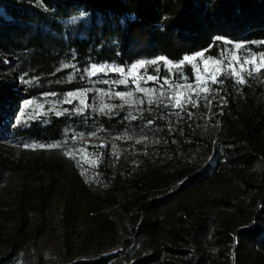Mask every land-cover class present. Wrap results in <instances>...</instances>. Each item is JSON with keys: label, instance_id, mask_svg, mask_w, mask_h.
<instances>
[{"label": "trees", "instance_id": "trees-1", "mask_svg": "<svg viewBox=\"0 0 264 264\" xmlns=\"http://www.w3.org/2000/svg\"><path fill=\"white\" fill-rule=\"evenodd\" d=\"M233 44L264 55V0H0V141L7 142L0 144V187L14 170L61 173L75 161L95 169L113 190L122 176H139V191L117 202L128 214L136 208L128 216L129 237L121 240L118 220L96 202L88 201V227L70 207L60 225L57 264L121 258L124 264H264V116L257 111L259 120L246 132H231L230 140H200L186 108L161 99L168 93L160 92L163 79L145 84L151 99L124 74L88 75L92 65L126 71L143 61L145 77L172 75L170 84H192L190 63L167 62L199 52L216 58ZM124 79L129 82H119ZM82 90L87 107L77 112L80 103L65 100ZM120 92L131 95L122 99ZM105 105L111 107L101 111ZM184 139L202 142L203 164L152 176L148 151L170 152V168L194 146ZM18 146L37 157L15 158ZM112 147L120 153L114 168ZM148 175L142 189L138 183ZM164 179L161 192L151 195L149 188ZM142 238L147 250L131 257L128 245ZM25 244L13 238L0 264H13Z\"/></svg>", "mask_w": 264, "mask_h": 264}, {"label": "rangeland", "instance_id": "rangeland-1", "mask_svg": "<svg viewBox=\"0 0 264 264\" xmlns=\"http://www.w3.org/2000/svg\"><path fill=\"white\" fill-rule=\"evenodd\" d=\"M235 45L233 44L222 51L223 57L221 53L218 57L211 58L203 52H199L203 53L202 57L196 53L185 57L179 63L167 62L169 66H177L188 62L186 60L188 57H196V59L188 62L192 65L195 73L194 83L162 85L160 92L168 90L166 96L162 95L163 98H161L167 106L176 107L175 99L170 100V97L179 96L181 98L184 105L182 108H186L189 116L195 120L193 131L200 140L201 138L211 141L230 140L234 137L231 132H246L259 120L257 111L264 116V55L261 53L252 54L243 47L237 49ZM233 56L240 57L239 62L233 66L240 73L242 81L237 76L232 75L228 69V60ZM208 59L221 61L219 65L221 71L216 73L217 82L215 83H212L204 72L202 61ZM253 59L254 64L244 63V60ZM4 60L5 63H9L6 57ZM141 62L143 61L132 64L124 73V76L136 88L137 85L132 82L129 76V70ZM241 65L244 69L242 72ZM101 66L111 68V66ZM140 69L141 67H137L135 72L139 87L147 90L145 91L146 96L152 99L154 93L145 86L147 77L143 76ZM186 85H190V87ZM17 87L19 92L24 94V87L20 80L17 81ZM204 89L207 91L205 92ZM73 93H84L73 101L80 103V99L85 100L84 90ZM188 100L195 101V106L192 103H187ZM18 102L25 104L22 98ZM224 117L229 119L228 124L223 123ZM200 140L184 139L185 144L193 143L194 146L190 145L187 152H182L184 159L181 160V163L173 162L170 168L165 167V161L166 158H169L167 156L171 155L170 152L157 149L148 151L151 156L150 172L153 174L152 176H165L180 168L189 170L203 164L205 154ZM0 144H7V142L0 141ZM16 150L13 155L17 159L30 160L37 157L35 154H29L27 149L23 147L18 146ZM119 154L117 148H111L108 158L110 167L114 168ZM149 175L141 177L138 186L142 185V189L149 186L152 178ZM138 177L134 173L122 176L117 185V190H113L108 188L95 169L81 161L66 163L61 173L55 172L53 174L48 169L38 171L31 167L10 172L7 181L0 187V253L6 249L13 238L25 239L26 244L17 254L13 264H57L62 217L65 211L71 207L78 223L83 227L90 226L87 211L88 201L96 202L97 205L118 220L121 240H126L130 235L128 216L134 213L136 208L128 214L124 207L117 202L139 191L138 188L134 187V180ZM166 178L168 180H161L154 187L149 188V193L153 195L161 192L162 182L165 180L171 182L170 177L167 176ZM45 195H48V200L46 203L44 202L45 209L42 213L40 208ZM191 198L189 197V199ZM128 246L131 247V257L145 252L148 248L145 238L132 240ZM121 248L118 245L111 249V252H116ZM114 264H124V261L121 258Z\"/></svg>", "mask_w": 264, "mask_h": 264}, {"label": "snow or ice", "instance_id": "snow-or-ice-1", "mask_svg": "<svg viewBox=\"0 0 264 264\" xmlns=\"http://www.w3.org/2000/svg\"><path fill=\"white\" fill-rule=\"evenodd\" d=\"M72 19L75 20L76 18L73 17ZM225 43H227V42H225ZM235 47L237 49H239L241 47V45L236 44ZM198 55L202 57L203 53H199ZM221 56L223 57L224 53H221ZM194 59H196V57H188V58H186V60L188 62H191ZM239 60H240L239 56L231 57L228 60V69H229V71H230V73L232 75L237 76L238 79L240 81H242V77L240 76V73L237 72L235 67L233 66L234 64L239 62ZM150 63L155 65L156 63H158V61H151ZM202 63L204 65V72L207 74V76L211 80V82L212 83L217 82L216 73L221 71V69L219 67V65L221 64V61L220 60L212 61L211 59H208V60H203ZM244 63L254 64V59L253 60H244ZM137 67L143 68L144 67V62H141L139 65H134L132 67V69L129 70V76L131 77L132 82L137 85V91L145 92L147 90L139 87V81H138V79L135 76V72H136V68ZM108 71H114V72H117V73H120V74H124L125 73V70L122 69V68H106V67H103V66L98 68L96 65H92L91 69L88 71V75H96L97 73H105V72H108ZM242 71H244L243 65H241V72ZM155 72L158 74L160 72V69L156 68ZM172 78H173L172 75H170L169 77H164V78H161L159 75H147L146 82H156V81H159V80L163 79V84L164 85H168V84H170V81H171ZM180 78L181 79H186V77H184L182 74H180ZM197 79H199V77H197ZM119 82L127 84L129 82V80L128 79H124V80H121ZM104 83H108V81H104ZM186 86L190 87V85H186ZM177 87H179V85H177ZM204 91L206 92L207 89H204ZM82 95H84V93L77 94V93L69 92L68 93V99L65 100V103L71 104L74 99H77L78 96H82ZM116 95L118 97L122 98V99H125L126 96H130L131 93H127L126 94V93L120 92V93H116ZM161 95H163V93H161ZM197 95H199V93H197ZM171 99H175V106L176 107L182 108L184 106L183 103H182V100H181V98L179 96L170 97V100ZM79 102H80L81 107L78 108V109H75V111L82 112L84 110V108L87 107V102H86V100H83V99H80ZM187 103H192L194 106L196 104L195 101H191V100H188ZM110 107L111 106H109V105H105V106H103L101 108V111H103L104 108H110ZM64 111L66 112L67 109H65ZM55 114L56 115H62L63 113L57 111V112H55ZM26 147H27V145H26ZM40 147H44V145H40Z\"/></svg>", "mask_w": 264, "mask_h": 264}, {"label": "clouds", "instance_id": "clouds-1", "mask_svg": "<svg viewBox=\"0 0 264 264\" xmlns=\"http://www.w3.org/2000/svg\"><path fill=\"white\" fill-rule=\"evenodd\" d=\"M76 15V14H73ZM79 16H86L87 13H85L83 10H80V12L78 13Z\"/></svg>", "mask_w": 264, "mask_h": 264}]
</instances>
